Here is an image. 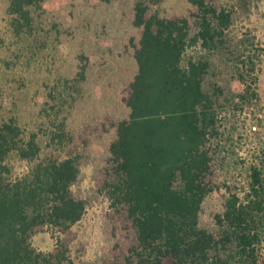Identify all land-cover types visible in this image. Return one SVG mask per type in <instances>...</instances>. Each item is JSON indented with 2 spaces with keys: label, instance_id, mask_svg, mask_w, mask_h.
I'll use <instances>...</instances> for the list:
<instances>
[{
  "label": "trees",
  "instance_id": "trees-1",
  "mask_svg": "<svg viewBox=\"0 0 264 264\" xmlns=\"http://www.w3.org/2000/svg\"><path fill=\"white\" fill-rule=\"evenodd\" d=\"M45 1L10 0L18 33L31 27V8ZM164 2L136 0L133 8L137 71L122 91L130 115L117 125L102 184L115 239L103 264H264V145L251 162L236 146L248 145L256 121H243L242 133L233 135L241 127L229 132L204 88L205 54L225 46L232 12L211 0H188L186 13L165 16ZM254 70V61H243L239 104L258 96L247 80ZM41 152L38 137L18 119L0 121V264H76L65 235L86 212V200L72 190L78 161L41 159ZM12 157L26 162V171L14 174ZM236 170L246 173L244 181ZM224 188V207L210 230L201 224L203 205ZM46 228L56 245L43 251L33 238Z\"/></svg>",
  "mask_w": 264,
  "mask_h": 264
},
{
  "label": "rangeland",
  "instance_id": "rangeland-1",
  "mask_svg": "<svg viewBox=\"0 0 264 264\" xmlns=\"http://www.w3.org/2000/svg\"><path fill=\"white\" fill-rule=\"evenodd\" d=\"M211 1L232 12V25L225 46L205 54L210 68L204 88L216 98L229 132L233 124L240 128L243 121H256L248 145L236 144L240 155L255 161L259 145H264V0ZM135 2L46 0L31 8V27L18 33L8 9L10 0H0V121L16 118L28 135H36L41 159L77 158L80 174L72 190L86 200V212L65 235L76 264H103L115 243L111 201L102 184L117 125L130 115L122 91L137 71L134 53L140 30L133 21ZM188 8V0H165L160 11L172 16ZM243 61H254L247 80L258 96L242 105ZM239 133L242 127L233 135ZM11 166L18 175L27 163L12 157ZM235 173L239 181L245 180V172ZM226 193L224 188L206 199L202 226L216 230L213 215L222 211ZM45 230L33 243L48 251L56 239Z\"/></svg>",
  "mask_w": 264,
  "mask_h": 264
}]
</instances>
